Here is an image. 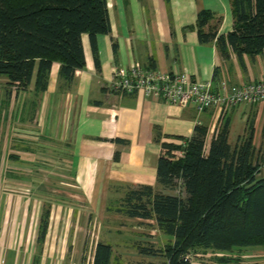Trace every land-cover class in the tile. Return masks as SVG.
I'll list each match as a JSON object with an SVG mask.
<instances>
[{"label": "crops", "instance_id": "1", "mask_svg": "<svg viewBox=\"0 0 264 264\" xmlns=\"http://www.w3.org/2000/svg\"><path fill=\"white\" fill-rule=\"evenodd\" d=\"M107 4L112 29L97 36L100 67L85 33L86 63L71 81L61 76L58 62L44 92L36 90V73L26 89L0 76V264H93L99 242L111 245L110 264H169L164 254L141 249H165L174 238L154 219L117 210L133 188L163 190L161 142L190 136L198 124L213 133L229 120L232 145L252 132L254 145L264 150V102L200 112L194 103L110 89L114 70L136 62L210 81L216 90L222 82L264 80V50L240 57L229 47L224 56L217 40L199 39L203 9L213 14L205 31L234 29L233 0ZM241 250L243 264H264V245Z\"/></svg>", "mask_w": 264, "mask_h": 264}, {"label": "trees", "instance_id": "2", "mask_svg": "<svg viewBox=\"0 0 264 264\" xmlns=\"http://www.w3.org/2000/svg\"><path fill=\"white\" fill-rule=\"evenodd\" d=\"M234 29L227 34L205 31L212 18L203 9L197 18L201 42L217 40L224 56L264 50V0H233ZM107 0H0V76L26 89L36 73V90L48 88L55 62L71 81L86 63L83 34L90 37L98 67L97 36L111 32ZM254 136L230 142V121L213 133L203 124L190 136L161 142L158 181L163 190L141 185L129 190L117 209L130 217L154 219L161 232L174 238L164 254L169 264H189L191 250L233 252L264 245L263 165ZM47 216L43 219V232ZM112 247L99 242L93 264H110ZM221 263L235 260L220 256Z\"/></svg>", "mask_w": 264, "mask_h": 264}, {"label": "built area", "instance_id": "3", "mask_svg": "<svg viewBox=\"0 0 264 264\" xmlns=\"http://www.w3.org/2000/svg\"><path fill=\"white\" fill-rule=\"evenodd\" d=\"M110 89L119 94L142 92L171 104H196L200 112L212 107L231 109L243 103L264 102V80L239 85L222 82L216 90L210 81L194 80L187 73L147 68L134 63L129 68L114 70Z\"/></svg>", "mask_w": 264, "mask_h": 264}, {"label": "rangeland", "instance_id": "4", "mask_svg": "<svg viewBox=\"0 0 264 264\" xmlns=\"http://www.w3.org/2000/svg\"><path fill=\"white\" fill-rule=\"evenodd\" d=\"M258 156L260 157L261 164L263 165V175H264V150L262 151V148L260 149V152L258 153ZM245 248H236L233 252L235 260L233 261L234 264H243V261H245L244 258H242L241 255H243V250ZM253 253V252H251ZM245 254V253H244ZM190 262L189 264H218L219 262V255L218 252L213 250H191L189 253ZM232 263V264H233ZM252 264H255L252 262ZM257 264V263H256Z\"/></svg>", "mask_w": 264, "mask_h": 264}]
</instances>
